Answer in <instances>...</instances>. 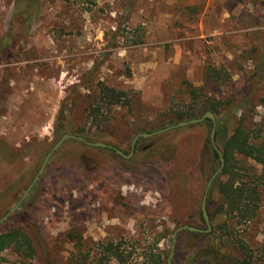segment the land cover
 Here are the masks:
<instances>
[{"label":"rangeland","instance_id":"rangeland-1","mask_svg":"<svg viewBox=\"0 0 264 264\" xmlns=\"http://www.w3.org/2000/svg\"><path fill=\"white\" fill-rule=\"evenodd\" d=\"M20 5L32 10L31 23ZM262 55L261 0H0V219L63 135L85 129L128 156L138 135L159 131L166 117L192 120L207 99L228 111L216 119L220 150L240 123L263 125ZM210 69L228 78H210ZM101 83L133 97L97 129L89 108ZM203 122L140 137L129 158L65 140L24 206L0 225V233L25 229L34 257L8 251L0 264H142L151 250L167 263L178 228H206L202 202L219 165ZM237 159L246 180L256 175L264 185L263 164ZM214 182L211 214L220 202ZM235 223L233 258L264 264V202L256 219ZM208 239L179 233L172 264H189ZM119 246L125 262L111 257Z\"/></svg>","mask_w":264,"mask_h":264},{"label":"trees","instance_id":"trees-1","mask_svg":"<svg viewBox=\"0 0 264 264\" xmlns=\"http://www.w3.org/2000/svg\"><path fill=\"white\" fill-rule=\"evenodd\" d=\"M261 6L264 9V0H261ZM18 11L29 23L34 19L32 17V10H30L29 7L20 5ZM4 46H8V40L5 42ZM257 67L260 73L264 75V55L260 58ZM209 75L210 78H213V76L216 78H228L226 72L218 69H210ZM98 93L99 97L89 108V118L93 120L95 128L101 129L105 125L103 120L106 113L109 111L111 112L116 107L131 106L133 93L119 90L103 83L98 85ZM194 93H196V91H194ZM196 98L198 99L199 97L197 96ZM261 104L264 106V97L261 100ZM196 109L197 114H200L192 118V120L199 119L208 112L213 113L216 119H219V116L225 117L228 115V111L226 112L223 109V103L216 99H207L200 103L198 101L196 103ZM176 119V117L172 116L164 118L161 129L178 124L174 123ZM203 123L208 124L209 130L212 132V121L206 119ZM217 127H221V123L218 122ZM70 129L71 126L66 128V130ZM74 134L91 143H94L92 137L96 136L91 134V132H87L85 129L79 130ZM256 134H261L260 138L254 139L256 137H254V135ZM218 135L219 132L217 131L216 136ZM209 145L212 147L211 141H209ZM221 151L225 159V167L218 177L219 180L214 182V186L218 188L220 194L219 207L214 214L208 212L212 225V231L207 233L209 237L208 242L194 252L189 259V264H238L240 261L234 259V254H232V247L234 246L232 224H234L235 221L237 222L235 223L236 225L238 223L247 224L256 219L264 202L263 183L256 175H250V177H247L248 180H246L242 174L243 169H240L237 159V157L251 159L264 165V124L257 125L255 129H251L250 126L246 127L245 124L240 123L230 138L226 139L225 135L223 136ZM114 152L121 157L116 150H114ZM213 154L220 168V158L214 148ZM19 201L20 199H18V203ZM23 206L24 203L21 207ZM201 219L206 226L202 211ZM205 230H207V226ZM185 232L193 235L201 234L190 231H184L182 233ZM240 250L242 252L247 250V246L241 243ZM8 251L29 258H33L36 253L32 237L22 228H13L7 232L0 233L1 261L4 260L3 254ZM109 251L111 257L117 258L120 262H125L126 259H124L123 255L126 251L121 250L120 246L116 248L111 247ZM162 255V253H153L151 250L143 255L144 260L142 264H168V262H164ZM101 264L107 263L101 262Z\"/></svg>","mask_w":264,"mask_h":264},{"label":"water","instance_id":"water-1","mask_svg":"<svg viewBox=\"0 0 264 264\" xmlns=\"http://www.w3.org/2000/svg\"><path fill=\"white\" fill-rule=\"evenodd\" d=\"M206 119H210L213 123V129H212V132H211V135H210V141H211V144L213 145V148L214 150L218 153L219 155V158H220V162H221V165H220V168L215 172V174L211 177L209 183H208V186H207V189H206V192H205V197L203 199V202H202V214H203V218H204V221L206 223V226H207V230H203V229H199V228H196V227H192V226H182L180 228H178L174 235H173V240H172V249H171V253H170V256H169V260H168V264H172V257L174 255V251H175V246H176V242H177V237H178V234L183 232V231H190V232H195V233H210L212 231V225H211V221H210V217H209V213H208V209H207V196H208V192L214 182V180L218 177V175L222 172V170L224 169L225 167V159L223 157V153L222 151L218 148L217 144H216V131H217V120L214 116L213 113L211 112H208L205 116L199 118V119H193V120H189V121H184V122H180L176 125H172L170 127H167V128H164V129H161L159 131H156L154 133H148V134H141V135H138L134 141H133V147H132V151L130 153V155H125L123 152H121L120 150L112 147V146H108V145H105L103 143H91V142H88L86 141L84 138L82 137H79V136H75V135H64L62 137V139L60 141H58L56 143V145L52 148V150L48 153L40 171L38 172V174L36 175L35 179L33 180V182L31 183V185L28 187V189L26 190L25 194L23 195V197L21 198V200L19 201V203L11 210L9 211L4 217H2L0 219V225L8 218L10 217L22 204V202L24 201V199L27 197V195L29 194V192L33 189L34 185L36 184V182L38 181V179L40 178L41 174L43 173L44 171V168L46 167L47 163L49 162L51 156L53 155V153L58 150L61 145L63 144V142L65 140H68V139H75V140H78L80 142H83L85 143L86 145H89V146H94V147H102V148H110V149H113V150H116L117 153L123 157H126V158H129L130 156H132L133 154V148L138 140V138L141 136V137H152L154 135H158V134H161V133H164V132H167V131H170V130H173V129H177V128H182V127H185V126H189V125H197V124H200L202 123L204 120Z\"/></svg>","mask_w":264,"mask_h":264},{"label":"flooded vegetation","instance_id":"flooded-vegetation-1","mask_svg":"<svg viewBox=\"0 0 264 264\" xmlns=\"http://www.w3.org/2000/svg\"><path fill=\"white\" fill-rule=\"evenodd\" d=\"M140 137H141V136H140ZM140 137H139V138H140ZM139 138H138V139H139ZM133 151H134V148H133Z\"/></svg>","mask_w":264,"mask_h":264}]
</instances>
